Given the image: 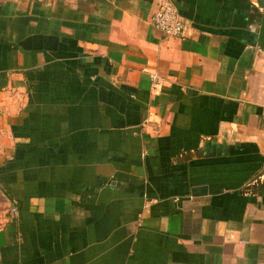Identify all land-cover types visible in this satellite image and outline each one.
Here are the masks:
<instances>
[{
  "label": "crops",
  "instance_id": "0c3cea01",
  "mask_svg": "<svg viewBox=\"0 0 264 264\" xmlns=\"http://www.w3.org/2000/svg\"><path fill=\"white\" fill-rule=\"evenodd\" d=\"M160 1L0 0V264H264V0Z\"/></svg>",
  "mask_w": 264,
  "mask_h": 264
},
{
  "label": "built area",
  "instance_id": "2783aa9c",
  "mask_svg": "<svg viewBox=\"0 0 264 264\" xmlns=\"http://www.w3.org/2000/svg\"><path fill=\"white\" fill-rule=\"evenodd\" d=\"M153 26L160 31L166 38H186L187 21L181 15L178 7L173 0H161L157 11L152 16ZM150 80L152 90L162 87L163 81L159 74L151 73ZM13 214H17L18 207L14 206Z\"/></svg>",
  "mask_w": 264,
  "mask_h": 264
},
{
  "label": "trees",
  "instance_id": "16d2710c",
  "mask_svg": "<svg viewBox=\"0 0 264 264\" xmlns=\"http://www.w3.org/2000/svg\"><path fill=\"white\" fill-rule=\"evenodd\" d=\"M263 34H264V23H263ZM262 43L264 44V35H263V38H262Z\"/></svg>",
  "mask_w": 264,
  "mask_h": 264
}]
</instances>
